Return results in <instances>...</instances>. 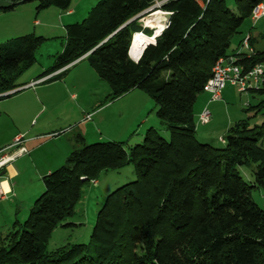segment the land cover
<instances>
[{"label":"trees","instance_id":"1","mask_svg":"<svg viewBox=\"0 0 264 264\" xmlns=\"http://www.w3.org/2000/svg\"><path fill=\"white\" fill-rule=\"evenodd\" d=\"M37 2L36 10H67L70 0ZM163 0H100L81 23L66 28V44L54 65L36 80L62 79L85 56L114 101L137 89L154 101V113L169 139L149 129L141 144H86L81 135L64 164L42 178L43 191L26 220L0 233V264H264V113L259 125L230 126L215 148L196 140L193 105L220 59L245 74L264 65V51L229 53L233 38L264 0H165L170 13L159 36L147 38L134 62L128 52L133 33L148 34L137 16ZM24 3V2H23ZM17 4H3L12 11ZM150 37V36H149ZM43 39L31 35L0 47V96L24 84L21 73L35 59ZM249 45L252 46L251 38ZM248 92L264 96L256 86ZM264 108V100L255 107ZM251 109V108H250ZM133 166L135 180L110 193L95 219L89 243L44 249L52 231L74 214L82 189L102 172ZM249 170L245 179L241 170Z\"/></svg>","mask_w":264,"mask_h":264},{"label":"rangeland","instance_id":"2","mask_svg":"<svg viewBox=\"0 0 264 264\" xmlns=\"http://www.w3.org/2000/svg\"><path fill=\"white\" fill-rule=\"evenodd\" d=\"M10 1L17 5L12 11H0V47L10 45L20 37L27 35L40 37L44 40L35 53L33 64L18 78V82L23 84L36 80L44 71L54 65L56 56L62 52L66 44L67 26L81 23L100 0H70L67 10L49 6L38 11L35 1L24 3H20L21 0ZM163 1L156 2L149 10L136 17L139 27L149 31L148 34L141 33L143 43L147 38H155V34L160 35L168 23L170 13L159 9ZM197 1L203 6L202 0ZM224 3L227 8L233 9L235 0H224ZM3 4L4 2L0 0V6ZM260 5L264 6V1ZM70 10L71 13L68 14L67 11ZM262 22L264 20L257 24V22L251 21V18L246 19L240 27L239 34L233 38L229 53L237 49L241 39L243 40L247 36L250 38L249 34H254L258 26L262 28ZM134 34L131 35L128 55ZM254 47L259 52L264 51V35ZM129 57L134 62L139 59V57L134 59L131 55ZM67 68L69 71L62 79L49 82L46 80L50 77L40 79V82L31 84L29 88L19 94L21 95L20 99L34 95L39 103L40 100L42 102L41 112L40 110L36 111L39 117L35 122H32V127L35 126L33 133L51 132V136L64 134L60 141L51 142L37 153L38 155L44 152L53 154L52 166L57 164L55 156L59 154V151L63 152L65 147H67L68 157L71 152L69 144L72 141L70 139L73 135H78L77 133H81L86 138H83L86 144H94L95 141H91L90 138H95L96 134H100L106 138L102 141L121 142L126 150L141 144L149 129L154 130L165 140L169 139V133L160 127L159 120L154 113V101L148 94L135 89L114 101H109L107 99L109 91L107 84L97 78L94 69L85 60V56ZM258 87L264 89V77ZM35 89L37 90L35 91ZM262 100H264V96L250 92L239 93L236 88L227 84L222 90L221 101L214 107L208 108L211 113V121L209 117V121L205 124L200 122L199 117L207 109H201V107L198 109V102H195L193 114L194 116L198 114L199 122L206 125V129L203 130H208L205 132L196 131V140L201 144L205 143L215 148H221L223 146L221 140L228 130L227 126L231 123L233 126L238 121L247 120L251 126L259 125L262 121L264 108L255 113V107ZM46 124L49 125L46 126ZM20 140V138L18 142L15 140V145H18ZM0 152L2 157L10 158L3 154V151ZM6 166L0 170V182ZM14 169L16 175L10 179L14 193L5 196L8 200L5 208L13 211L12 214H9L5 208L0 210V230L8 222H11L9 224L15 222L16 219L14 220L13 217L17 208H24L27 205L32 208L35 200L43 191V183L38 175L41 170L39 164L31 166L26 160L16 164ZM241 174L245 179H252L249 170L245 168L241 170ZM134 180L133 166L129 164L118 170L102 172L96 179L88 181L83 186L81 198L74 208V214L63 222L68 226H59L52 231L44 249L45 253L48 254L63 247L88 244L96 215L106 197ZM36 189H38L37 196L30 202L31 193ZM252 199L261 209H264V199L260 192L254 190ZM28 214L29 211L25 216L18 217V223L22 224Z\"/></svg>","mask_w":264,"mask_h":264},{"label":"crops","instance_id":"3","mask_svg":"<svg viewBox=\"0 0 264 264\" xmlns=\"http://www.w3.org/2000/svg\"><path fill=\"white\" fill-rule=\"evenodd\" d=\"M67 13L70 14L71 10L67 11ZM263 20L264 18H261L260 20L256 22L258 24L259 22ZM263 23L264 22L261 23L262 28L258 26L254 34L252 35L249 34L251 38V42H252V48L255 52H259V51L256 50L254 45L256 44L257 46L262 36L264 35V24ZM161 28H162V25H161ZM37 82H40V80L38 81L33 80L30 82L23 83L24 85L21 88L17 89L16 91L8 93L7 95H4V96H0V151H3V154L10 156V158L12 159L11 160L12 162L10 161V163L7 164V166L3 170L2 179L0 182L2 191L6 193L5 196L14 193V188L10 184V179H12L14 175H16L15 169H14V166L16 164L22 161H26V160L30 163L31 166L39 164L41 167V170L38 173V175H40V180H42V178L46 174H49L50 172L54 171V169H58L60 166H62L67 158V154H66L67 147H65V150H64L65 153L64 151L63 152L59 151V154L55 156V160L57 164L54 166L51 165L53 154H51L50 152L48 153L44 152L41 155L37 154L40 151H42L43 148H45L51 142L60 141V138L64 135V134H57L55 136L54 135L51 136L52 134L51 132H40V131L33 133L35 126L33 125L32 127V122L33 121L35 122L38 119L39 116L36 113V111L40 110L41 112L42 108H40V106L43 107L42 102L40 100V103H39V101H37L34 95L20 99L21 95L19 94L23 92L25 89L29 88L31 84L33 83L35 84ZM36 90L37 89H35V91ZM107 94H109V91L107 92ZM221 98H222V91L220 93V99L218 101H211V95L209 93L202 92L197 97L195 102L196 103L198 102V106H199L198 109H200V107L201 109L206 108L211 116V113L208 110V108L211 106L214 107L215 105H217L218 102L221 101ZM37 105H39V107H37ZM197 115L194 116L196 131H200V130L202 132L208 131V130H203V129H206L205 128L206 125H202L199 122ZM210 121H211V117H210ZM47 125L49 124H46V126ZM230 126H232V123L227 127L229 128ZM77 134L85 138L81 133H77ZM75 135H73L72 138L70 139L72 141L69 144V146L71 147L70 151H72V149L75 147V144H74ZM19 138L21 139L20 143L18 145H15V140ZM90 139L91 141L96 142V141H102L106 138L102 137L100 134L99 135L96 134L95 138L91 137ZM21 149L26 150V153H21L20 152ZM5 176L6 178H4ZM37 193H38V189L32 191L31 199L29 200L30 202L32 199H34L37 196ZM7 202L8 200L6 197H4V199L0 201V206L2 207L0 210H3V208H5ZM30 209H31V206L28 207V205L27 207L25 206L24 208L23 207L17 208V211L14 212V217H13L14 220L16 219L15 222H18V217L25 216V214L28 211H30ZM5 211H9V214L10 213L12 214L13 210L12 209L8 210L5 208ZM9 223L11 222H8V224L3 226L4 228L0 230L1 234H5L7 231L11 229L13 224H9Z\"/></svg>","mask_w":264,"mask_h":264},{"label":"built area","instance_id":"4","mask_svg":"<svg viewBox=\"0 0 264 264\" xmlns=\"http://www.w3.org/2000/svg\"><path fill=\"white\" fill-rule=\"evenodd\" d=\"M262 16H264V6L259 4L253 8L250 18L251 21L256 22ZM248 40L249 37L247 36L241 41L238 47L237 54H252L254 52L253 48H251V46L249 45ZM250 77H257L259 86L264 77V65H256L248 72L243 74L242 69L233 64V58H230L228 61L220 59L213 67L212 78L209 79L208 82L204 85L203 92L209 93L211 95V101H218L220 99V93L227 84L236 88L239 93H246L251 88H256L250 86ZM209 117V112L205 110L199 117L200 122L203 124L207 123L209 121ZM18 141L19 139H16V142ZM20 152L25 153L26 151L24 149H21ZM0 155L1 170L2 167L10 163L12 159L2 157V153ZM5 195L6 193L2 191L0 185V201L4 199Z\"/></svg>","mask_w":264,"mask_h":264},{"label":"bare ground","instance_id":"5","mask_svg":"<svg viewBox=\"0 0 264 264\" xmlns=\"http://www.w3.org/2000/svg\"><path fill=\"white\" fill-rule=\"evenodd\" d=\"M155 35L157 36L159 34H155ZM144 42H145V40H144ZM143 44H144L143 43V35L141 33H135L134 34V39H133V42H132V45H131V49H130V55L134 59H137L139 57V55H140V53H141V51H142V49L144 47ZM250 86L251 87L258 86V78L257 77H250Z\"/></svg>","mask_w":264,"mask_h":264},{"label":"water","instance_id":"6","mask_svg":"<svg viewBox=\"0 0 264 264\" xmlns=\"http://www.w3.org/2000/svg\"><path fill=\"white\" fill-rule=\"evenodd\" d=\"M2 2H4L5 4H7V5H11V4H13L10 0H1ZM26 0H21L20 1V3H23V2H25ZM144 49V48H143ZM143 51V50H142ZM142 51H141V53H142ZM141 53H140V55H141ZM130 55V54H129Z\"/></svg>","mask_w":264,"mask_h":264}]
</instances>
